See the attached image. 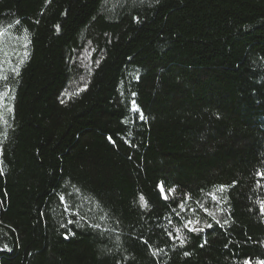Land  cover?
<instances>
[{"label": "trees", "instance_id": "obj_1", "mask_svg": "<svg viewBox=\"0 0 264 264\" xmlns=\"http://www.w3.org/2000/svg\"><path fill=\"white\" fill-rule=\"evenodd\" d=\"M260 173L264 0H0V264H257Z\"/></svg>", "mask_w": 264, "mask_h": 264}, {"label": "rangeland", "instance_id": "obj_2", "mask_svg": "<svg viewBox=\"0 0 264 264\" xmlns=\"http://www.w3.org/2000/svg\"><path fill=\"white\" fill-rule=\"evenodd\" d=\"M4 43L6 44L7 40H5ZM13 57L14 59L18 58V52H14V50L13 51L9 50V52L6 54L7 59H5L4 63L1 64V67L6 71H8V68L14 63V60L12 61ZM162 193L164 194L165 197H168L170 195L169 193H166L164 189L162 190Z\"/></svg>", "mask_w": 264, "mask_h": 264}, {"label": "snow or ice", "instance_id": "obj_3", "mask_svg": "<svg viewBox=\"0 0 264 264\" xmlns=\"http://www.w3.org/2000/svg\"><path fill=\"white\" fill-rule=\"evenodd\" d=\"M133 105H134L133 110L139 112V108L135 107V102L134 101H133ZM140 118L143 119L144 117L141 115ZM260 175L264 176V173H260ZM261 210L264 211V203L261 204ZM217 223H219V221H217ZM224 223L227 224L228 222L224 221ZM209 227H211V225H209ZM185 254L187 255V253H185ZM245 264H250V262L249 261H245ZM257 264H264V261H258Z\"/></svg>", "mask_w": 264, "mask_h": 264}]
</instances>
